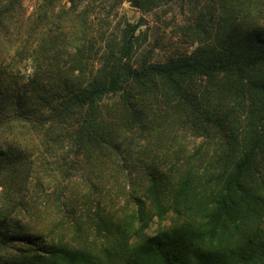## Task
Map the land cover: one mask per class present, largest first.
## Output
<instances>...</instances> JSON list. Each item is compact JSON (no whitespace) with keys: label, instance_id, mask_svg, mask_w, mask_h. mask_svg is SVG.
<instances>
[{"label":"trees","instance_id":"16d2710c","mask_svg":"<svg viewBox=\"0 0 264 264\" xmlns=\"http://www.w3.org/2000/svg\"><path fill=\"white\" fill-rule=\"evenodd\" d=\"M99 1L0 0V249L28 253L0 264H101L9 230L52 173L59 202L105 173L129 188L134 239L112 264H264V0H181L171 34L156 23L180 0H125L140 16L108 36ZM190 142L167 187L163 158ZM138 185L160 221L176 219L148 233Z\"/></svg>","mask_w":264,"mask_h":264},{"label":"rangeland","instance_id":"374dc122","mask_svg":"<svg viewBox=\"0 0 264 264\" xmlns=\"http://www.w3.org/2000/svg\"><path fill=\"white\" fill-rule=\"evenodd\" d=\"M128 14L135 15L136 19L140 16V13L131 8L125 0H100L94 14V24L96 28L106 30L108 36L111 31L117 30L122 17ZM187 16L188 7L184 1L180 0L168 16L162 18L163 22L156 24L171 34L175 27L174 21L183 23ZM146 18L152 24L155 22L150 14L146 15ZM165 23L169 25L168 28L164 25ZM151 35L154 34L151 33ZM156 55L160 57L163 54L157 51ZM4 102L9 104V101ZM194 146L192 142L186 143L185 147H180L174 154L167 152L163 158L164 163L170 162V164L163 165L167 187L184 172L186 154L193 150ZM0 147L6 148L7 146L2 144ZM50 176L47 178L42 174L41 177L32 180L28 195L8 217L9 230L12 233L20 230L30 234L42 233L48 242L81 249L101 264H112L110 256L117 254L120 246L116 243L120 238L127 236L130 242L134 239L136 221L131 219L134 210L130 206L126 191L129 188L125 184L115 185L109 173H105L98 182L94 183L93 188L87 186L80 190L82 195L75 197L69 191L62 202H59L56 193L62 187V179L55 173ZM137 189L149 214L152 215L148 233H154L161 226L168 225L176 219V215L170 212L165 220L160 221L155 215L153 202L144 186L138 185ZM164 194L168 196V192ZM0 255L5 262L14 263L21 261L22 257L28 253L22 250L8 252L0 249Z\"/></svg>","mask_w":264,"mask_h":264}]
</instances>
